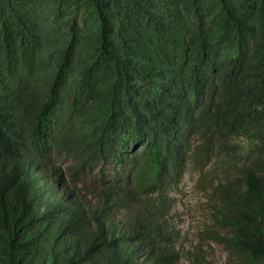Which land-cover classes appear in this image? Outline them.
Segmentation results:
<instances>
[{"label":"trees","instance_id":"obj_1","mask_svg":"<svg viewBox=\"0 0 264 264\" xmlns=\"http://www.w3.org/2000/svg\"><path fill=\"white\" fill-rule=\"evenodd\" d=\"M189 169L264 264V0H0V264H215Z\"/></svg>","mask_w":264,"mask_h":264},{"label":"rangeland","instance_id":"obj_2","mask_svg":"<svg viewBox=\"0 0 264 264\" xmlns=\"http://www.w3.org/2000/svg\"><path fill=\"white\" fill-rule=\"evenodd\" d=\"M57 162L67 170V160L63 162L62 158H58ZM64 168L62 170L68 177ZM210 193L211 184L202 178L199 172L187 170L178 186L171 191L175 198L174 218L181 228V240L186 247L192 249L201 241L210 260L215 264H229L224 245L217 241L206 240L202 236L204 228L212 222L210 213L213 203L210 201Z\"/></svg>","mask_w":264,"mask_h":264},{"label":"bare ground","instance_id":"obj_3","mask_svg":"<svg viewBox=\"0 0 264 264\" xmlns=\"http://www.w3.org/2000/svg\"><path fill=\"white\" fill-rule=\"evenodd\" d=\"M175 176V175H174Z\"/></svg>","mask_w":264,"mask_h":264}]
</instances>
